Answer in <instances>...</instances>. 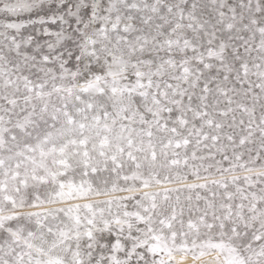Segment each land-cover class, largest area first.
I'll return each instance as SVG.
<instances>
[{
  "label": "snow or ice",
  "instance_id": "obj_1",
  "mask_svg": "<svg viewBox=\"0 0 264 264\" xmlns=\"http://www.w3.org/2000/svg\"><path fill=\"white\" fill-rule=\"evenodd\" d=\"M0 264H264V0H0Z\"/></svg>",
  "mask_w": 264,
  "mask_h": 264
}]
</instances>
